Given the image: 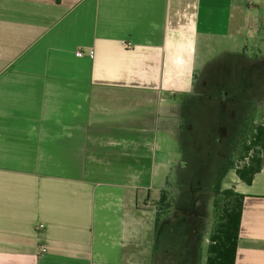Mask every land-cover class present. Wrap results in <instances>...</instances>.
Returning <instances> with one entry per match:
<instances>
[{
    "label": "crops",
    "instance_id": "crops-1",
    "mask_svg": "<svg viewBox=\"0 0 264 264\" xmlns=\"http://www.w3.org/2000/svg\"><path fill=\"white\" fill-rule=\"evenodd\" d=\"M257 1L0 0V264H148L150 235L157 264L179 207L201 205L181 180L215 171L208 194L228 175L244 197L234 264H264V156L250 185L226 170L233 128L213 152L223 96L196 73L214 39L261 32ZM259 85L227 96L236 118L264 108Z\"/></svg>",
    "mask_w": 264,
    "mask_h": 264
},
{
    "label": "rangeland",
    "instance_id": "rangeland-1",
    "mask_svg": "<svg viewBox=\"0 0 264 264\" xmlns=\"http://www.w3.org/2000/svg\"><path fill=\"white\" fill-rule=\"evenodd\" d=\"M255 3L257 10L252 9L251 13L255 12L253 15L259 16L264 22V0ZM260 26H262L261 32L254 37L248 35L247 30H244L241 34H235L234 38L214 39L212 42L213 49L206 52L201 50L196 60V73L198 77L201 75L199 81L201 80L200 83H203V89L210 96L216 97L220 94L223 96V99L212 100L210 117L208 118V122L211 125L210 144L212 151L215 152L220 148L219 141L222 140L220 127L223 126V151L225 136L233 132L227 141L229 145L227 149L231 153L233 160L238 159V153L235 154V151L239 134L245 123L249 121L253 122V124L264 123V108L259 109L258 115L255 112L253 113V111V114H251L252 108H249L244 115H239L236 118L231 109V102L235 100L227 97L236 92L237 86H240V92H246L247 86L250 84L253 85L260 82L259 86L261 87V83L264 81V23ZM244 51L245 53H243ZM254 55H261L262 58L257 60ZM224 93L227 95H223ZM245 94L253 95L251 92ZM234 118L236 120H233ZM232 120L233 123L231 124ZM229 126H231V129L233 128L232 132L229 131ZM192 168L193 164L186 166L187 171ZM199 169L202 170V165L196 163L192 173L194 170ZM215 169H213V172ZM215 175L216 171L212 173L211 179L190 177L181 180L182 187L186 188H183L182 191L190 189L191 191L199 190L201 192V205L197 204L199 210L196 212L193 211L190 203L181 204L179 211L182 210L180 213L183 216L179 218L178 224L172 231L163 233L160 252L158 256L156 255L157 264H204L208 237L213 224V195L208 194L207 185L216 181L214 179ZM231 180H234V178L231 179L228 175L223 178V189L227 186H232ZM173 193L167 192L170 205L173 203ZM154 207L157 210V203L154 204ZM196 216L201 217V221H195ZM150 236L148 264L156 261L155 254L150 249Z\"/></svg>",
    "mask_w": 264,
    "mask_h": 264
},
{
    "label": "trees",
    "instance_id": "trees-1",
    "mask_svg": "<svg viewBox=\"0 0 264 264\" xmlns=\"http://www.w3.org/2000/svg\"><path fill=\"white\" fill-rule=\"evenodd\" d=\"M236 153L238 159L233 160L231 155L226 170H234L240 181L250 185L254 175L260 171L264 156V123H245L238 137ZM212 191L213 224L204 264H234L244 197L232 189H221L218 184ZM168 199L167 192L161 191L155 212L154 231L162 217L170 211Z\"/></svg>",
    "mask_w": 264,
    "mask_h": 264
},
{
    "label": "built area",
    "instance_id": "built-area-1",
    "mask_svg": "<svg viewBox=\"0 0 264 264\" xmlns=\"http://www.w3.org/2000/svg\"><path fill=\"white\" fill-rule=\"evenodd\" d=\"M127 45V44H126ZM81 55V53L80 52H77L76 53V56H80ZM43 226L42 225H39V228H42ZM38 252H39V254H43V253H45L46 252V248L45 247H39L38 248Z\"/></svg>",
    "mask_w": 264,
    "mask_h": 264
}]
</instances>
